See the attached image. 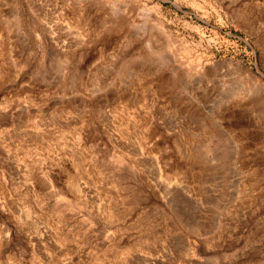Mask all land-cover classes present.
Segmentation results:
<instances>
[{
  "label": "rangeland",
  "instance_id": "rangeland-1",
  "mask_svg": "<svg viewBox=\"0 0 264 264\" xmlns=\"http://www.w3.org/2000/svg\"><path fill=\"white\" fill-rule=\"evenodd\" d=\"M0 264H264V0H0Z\"/></svg>",
  "mask_w": 264,
  "mask_h": 264
}]
</instances>
